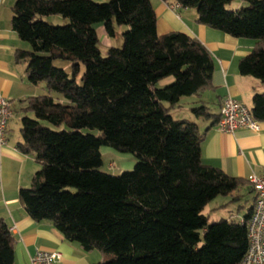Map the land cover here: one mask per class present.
Returning <instances> with one entry per match:
<instances>
[{
    "label": "trees",
    "instance_id": "obj_1",
    "mask_svg": "<svg viewBox=\"0 0 264 264\" xmlns=\"http://www.w3.org/2000/svg\"><path fill=\"white\" fill-rule=\"evenodd\" d=\"M171 1L194 9L199 24L252 39L238 72L264 84V0ZM234 1L242 5L229 8ZM11 13V28L29 45L15 61L26 62L28 82L47 91L25 100L16 144L39 165L18 192L28 215L99 251L95 264H240L252 207L242 221H209L203 210L242 180L204 164V133L170 114L181 97L210 87L214 61L204 45L182 32L158 35L150 0H15ZM49 16L66 22L52 25ZM95 24L110 37L114 24L127 26L121 46L102 55ZM56 59L70 62V74ZM191 110L216 117L204 105ZM250 111L264 121V92L253 94ZM101 146L132 154L133 168L99 170ZM13 261L14 237L0 219V264Z\"/></svg>",
    "mask_w": 264,
    "mask_h": 264
},
{
    "label": "crops",
    "instance_id": "obj_2",
    "mask_svg": "<svg viewBox=\"0 0 264 264\" xmlns=\"http://www.w3.org/2000/svg\"><path fill=\"white\" fill-rule=\"evenodd\" d=\"M14 1L0 0V95L12 101L13 108L6 129V143L0 145V219L7 224L14 237L13 264H30L37 249L59 251L62 254L61 264H95L103 259L99 251H86L76 242L68 241L48 220H33L18 196L19 189L30 185L33 174L39 168L32 155L16 148L21 140L20 120L26 114L25 100L40 95L43 87L28 82L26 62L15 61V51L28 50L29 45L10 26ZM150 2L156 14L158 35L174 31L185 33L202 43L213 58L210 87L198 95L181 97L178 106L170 109V114L175 119H187L197 124L199 131L204 133L202 162L241 179L242 185L233 191L237 192L233 199L251 196V206L248 207L251 208L253 192L248 177L260 174L264 169V121H259L258 131L238 128L232 132L220 131L214 121L226 96L250 108L253 94L264 92V84L258 79L238 72L240 58L251 52L254 41L233 37L197 23L194 9L176 8L174 1ZM241 5V1H234L229 8L237 9ZM100 31L98 36L101 35L104 43L110 47L112 44L108 35L102 28ZM198 105L206 106L208 112L216 117L195 116L191 109ZM13 119L15 124L12 125ZM240 208L238 206L237 218L234 220L244 219L247 211L240 216Z\"/></svg>",
    "mask_w": 264,
    "mask_h": 264
},
{
    "label": "built area",
    "instance_id": "obj_3",
    "mask_svg": "<svg viewBox=\"0 0 264 264\" xmlns=\"http://www.w3.org/2000/svg\"><path fill=\"white\" fill-rule=\"evenodd\" d=\"M178 8L179 5L175 4ZM13 115L12 101L0 95V145L6 143V129ZM217 128L223 132H232L238 128L259 130L250 108L239 100L226 96L219 110ZM253 192L251 214L246 221L248 245L240 264H264V169L260 174L248 177ZM62 254L53 249H37L30 264H61Z\"/></svg>",
    "mask_w": 264,
    "mask_h": 264
},
{
    "label": "rangeland",
    "instance_id": "obj_4",
    "mask_svg": "<svg viewBox=\"0 0 264 264\" xmlns=\"http://www.w3.org/2000/svg\"><path fill=\"white\" fill-rule=\"evenodd\" d=\"M107 0H96V2H106ZM48 22H50L52 25H62L66 22V20L63 21L61 16H49L46 18ZM95 29L98 34H101V28L103 31H105L103 24H95ZM127 26L125 25H116L114 24V30L115 35L113 37L108 36V38L111 41L110 46L120 47L122 44V33L127 30ZM99 37V48L102 55H105L106 50L108 49V45L104 43L103 37L100 35ZM53 65L58 68L64 69L68 74H70V62L62 59H56L53 61ZM83 69V68H82ZM171 79H165L163 82H160L158 85L163 86L164 84H167L170 82ZM41 87H43L40 95L47 94V91L45 89V84L41 83ZM50 95L53 98H59L60 96L56 93L52 92ZM13 109V108H12ZM28 116L33 117L31 113H27ZM12 125L14 123V119L11 122ZM62 128V127H60ZM85 132H90L93 134H98L97 130H89L84 129ZM100 153L102 157V165L99 167V170L117 175L120 174L123 171L131 170L136 162L135 157L130 153H123L115 150L114 148L110 146H101L100 147ZM232 195L229 196H223L219 195L208 202L206 207L203 210V214L207 216L209 221H218L219 219H236L237 218V209L238 206H241L239 210V215L243 216V214L246 213L247 208L251 206V196H245L243 195L240 197L239 200L233 199L234 195L237 194V192H232ZM224 204V205H223ZM220 207H217L219 206ZM223 205V206H222ZM202 235V233H200Z\"/></svg>",
    "mask_w": 264,
    "mask_h": 264
}]
</instances>
